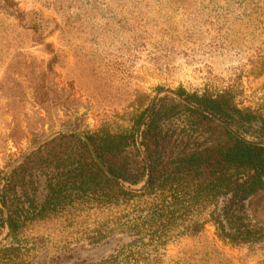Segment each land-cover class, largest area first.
I'll use <instances>...</instances> for the list:
<instances>
[{
    "label": "rangeland",
    "instance_id": "obj_1",
    "mask_svg": "<svg viewBox=\"0 0 264 264\" xmlns=\"http://www.w3.org/2000/svg\"><path fill=\"white\" fill-rule=\"evenodd\" d=\"M181 91L227 95L264 116V0H0L2 180L60 134L129 130L154 98L187 100ZM189 123L186 116L168 123L170 140H187ZM75 148L56 138L36 151L21 168L28 176L18 195L41 204ZM146 180L119 185L132 192ZM164 197L109 207L75 202L34 221L25 204L10 238L0 205V250L12 248L0 264H264V236L231 245L215 233V214L227 234L246 225L264 230V190L237 206L232 227L221 217L223 197L194 211L167 199V226L151 227L149 213Z\"/></svg>",
    "mask_w": 264,
    "mask_h": 264
},
{
    "label": "trees",
    "instance_id": "obj_2",
    "mask_svg": "<svg viewBox=\"0 0 264 264\" xmlns=\"http://www.w3.org/2000/svg\"><path fill=\"white\" fill-rule=\"evenodd\" d=\"M179 93L193 104L211 112L227 124L232 132L174 98L163 97L158 100L140 130V144L151 171L147 190L143 194L124 190L117 180L129 187L139 186L146 180V168L135 146V137L147 110L129 130L99 129L86 133L94 154L112 178L94 161L87 145L78 135L60 134L56 138L71 140L76 148L67 153L61 163L64 171L58 174L62 179L52 181L51 177L48 181L41 204L35 203L34 198L28 199V194L18 195V190L24 189L28 176L21 168L56 138L37 148L36 153L33 152L0 184V205L8 211L12 234L16 235L21 230L23 224L19 217L25 204L32 211L31 221H34L75 202L118 206L127 200L151 197L157 192L166 198L149 213L151 227L152 224L161 229L167 226L164 221L165 212L170 208L166 206L167 199L173 200L174 206L188 201L186 209L194 211L195 207L191 205L198 204L199 207L201 201L215 200L216 206L219 197L228 201L222 207L221 217L227 226H234L239 221L233 214L237 206L264 190V146L259 144L264 142V116L248 108H238L227 95L213 98L184 94L182 91ZM181 116L192 120L189 123L190 136L185 141H171L167 124ZM170 212L174 214L177 210L172 209ZM0 227L4 228L1 210ZM224 230L220 216L215 214L216 235L221 240H228L231 245L254 242L264 236V230L254 228L253 225L244 228L239 226L233 234H227ZM10 250L12 248L0 250V255L8 256L6 253Z\"/></svg>",
    "mask_w": 264,
    "mask_h": 264
},
{
    "label": "water",
    "instance_id": "obj_3",
    "mask_svg": "<svg viewBox=\"0 0 264 264\" xmlns=\"http://www.w3.org/2000/svg\"><path fill=\"white\" fill-rule=\"evenodd\" d=\"M173 95H175L180 101H182L183 103H185L186 105L190 106V107H193L195 109H197L198 111H201L203 112L204 114L208 115L209 117L213 118L215 121L219 122L220 124H222L225 128H227L229 131L232 132V130L225 124L223 123L220 119H218L217 117H215L213 114H211L210 112L204 110V109H201L199 107H196L192 104H190L187 100H185L183 97L173 93ZM155 102H156V98H154L151 102V105L149 107V110H148V114L146 115V117L144 118V120L139 124L138 126V129H137V132H136V137H135V141H136V144H137V147L139 149V152L141 153L142 155V158L144 160V163H145V166H146V169H147V180H146V183L145 185L142 187V189H138V190H133V189H129V191H132V192H142L144 190V188H146L149 184V178H150V166H149V161L147 159V156L146 154L144 153L142 147H141V144H140V129L141 127L144 125L145 121L149 118V116L151 115L152 111H153V108H154V105H155ZM77 133L82 139L83 141L85 142V144L87 145L94 161L101 167V169L103 170V172L108 175L110 178H112V176L108 173V171L106 170V168L99 162V160L97 159L96 155L94 154L92 148H91V145L88 141V139L81 133H78V132H75ZM250 143V142H249ZM254 144V142H251ZM2 180V177L0 178V181ZM120 185L122 187H125L124 184L122 183L121 180H117ZM5 224H6V227H7V230H8V234H9V238L11 236V228L9 226V223H8V217H7V214H5Z\"/></svg>",
    "mask_w": 264,
    "mask_h": 264
}]
</instances>
